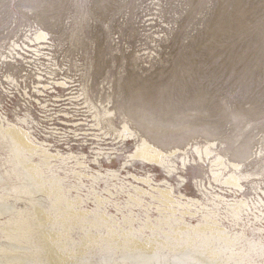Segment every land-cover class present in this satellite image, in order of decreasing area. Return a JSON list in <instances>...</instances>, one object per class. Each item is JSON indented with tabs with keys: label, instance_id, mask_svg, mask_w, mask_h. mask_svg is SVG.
<instances>
[{
	"label": "rangeland",
	"instance_id": "1",
	"mask_svg": "<svg viewBox=\"0 0 264 264\" xmlns=\"http://www.w3.org/2000/svg\"><path fill=\"white\" fill-rule=\"evenodd\" d=\"M35 30L48 34V43H41L48 48L40 49L39 56L25 49ZM14 42L19 50L12 49ZM22 45L30 56L22 54ZM16 53L33 60H18ZM40 73L43 83L51 81L50 76L75 83L76 94H85L99 106L108 104L115 119L128 109L134 117L146 120L148 131L155 132V141L166 150L214 142L215 153L239 163V171L246 177L236 197L248 204L241 221L230 218L225 202L216 201L218 206H213L214 194L223 193L233 200L235 193L216 184L208 166H188L181 173L185 179L182 188L187 195L198 194L214 210L227 235L244 234V244L232 247V253L240 255L230 258L231 264L236 259L238 264H264V254L260 256L257 250L264 244V215L260 216L264 212V0H0V118L15 121L17 116L25 117L36 137L56 144L62 106H53V97L68 92L59 88L53 93L54 89L42 91ZM66 105L75 110L72 104ZM73 151L82 150L75 146ZM9 152L0 139V194L24 196V180ZM90 152L85 153L93 156ZM57 173L65 178L63 187L80 182L69 171ZM200 179L205 187L202 191L196 182ZM82 180L83 186L78 191L71 189L70 198L82 199L89 218L104 222L96 213L112 218L109 228L129 225L123 216L130 215L131 209L135 230L145 222L156 223L161 216L155 204L131 208L122 181L112 180L111 185L118 187L113 189L103 180ZM172 183L178 190V177ZM96 195L101 198L99 203ZM52 216L58 219L54 210ZM187 222L196 225L198 218ZM255 227H261L262 233L257 234ZM166 228L163 230L168 231ZM87 230L97 235L89 224L83 229L73 224L68 232L79 242ZM143 233L151 236L149 230ZM158 234L160 241L174 236ZM107 239H97L95 252L87 250L85 256L96 260L99 255H111L112 250L104 249ZM247 240L256 249L246 251ZM218 244L216 241L211 248ZM69 246L74 245L70 242ZM162 250L170 256L176 253L168 247ZM227 255L231 253L222 257L228 259Z\"/></svg>",
	"mask_w": 264,
	"mask_h": 264
},
{
	"label": "bare ground",
	"instance_id": "2",
	"mask_svg": "<svg viewBox=\"0 0 264 264\" xmlns=\"http://www.w3.org/2000/svg\"><path fill=\"white\" fill-rule=\"evenodd\" d=\"M47 35L37 30L32 39L28 38L30 44L25 45V49L39 56L42 51L40 49L48 48L41 45L48 43ZM12 46L13 50L20 49L15 42ZM25 53L23 51L22 54ZM16 58L28 60L20 53H16ZM41 75L37 78L38 87L42 91L54 89L53 93L59 88L68 92L63 95L57 93L53 97L56 102L53 106H62L57 115L62 125L58 128L60 136H57L56 144H52L46 139L40 140L30 131L27 118L17 116L15 121H2L0 118V139L10 151L14 168L21 180H24L22 183L25 188L24 196L15 194L6 197L0 194V264H231L230 258L240 255L232 253L235 248L232 247L244 244V234L234 237L227 235L214 210L207 203L201 202L197 198L198 194L184 193L187 189L182 188L185 179L181 175L192 164L208 166L213 181L235 193L233 200L223 196V193L214 194L213 206H218L216 201L225 202L230 218L237 222L248 209L246 200L236 197L237 193L242 192L244 186L241 180L246 177L239 171V163L215 153L214 142L204 146L189 144L184 148L166 150L160 146L161 142L155 141V132L148 131L146 120L134 117L128 109L122 117L115 119L113 110L107 108L108 104L99 106L85 94H76L75 83L51 76L47 77L51 81L43 83ZM38 93L42 94L40 90ZM66 104H72L75 110L71 111L72 107ZM75 146L82 151L74 153ZM87 149L91 150L93 156L86 155ZM69 163L73 164L70 166ZM60 171L71 173L80 180L79 184L61 186L65 178L57 173ZM158 171L162 174L159 175ZM84 177L94 182L103 180L106 187H113L112 180L122 181L123 185H127L131 208L138 206L146 209L155 204L161 216L156 218V223L150 219L151 222L148 220L137 230L131 224L134 221L132 209L130 215L123 216L130 224L119 229L109 228L114 220L105 213L94 214L104 218V222L97 217L89 218L90 211L83 208L82 199L79 196L73 199L69 195L71 189L78 191L83 186ZM175 177H178V190H175L172 183ZM196 182L200 185V191L205 190L201 179ZM95 201L99 203L100 196L96 195ZM52 210L58 219L53 218ZM262 215L264 212L260 213ZM194 217L198 218L196 225L187 222V219ZM255 219L258 221L259 216L255 215ZM73 224L80 229L89 224L97 230V235L87 230L83 238L81 236L80 241L75 242L68 232L69 226ZM166 227L168 231H164ZM144 230H149L151 236L145 235ZM255 230L257 234L263 231L261 227H255ZM160 232L165 235L174 233V236L170 241L165 238L160 241ZM63 233L65 238L62 237ZM102 236L109 238L104 249L112 250L111 255H99L96 260L92 256H85L87 250L95 252L94 243ZM216 241L220 244L213 250L211 246ZM70 242L73 247L69 246ZM115 242L118 245H114ZM246 245L245 250L248 252L256 249L251 240H247ZM243 246L239 247L242 252ZM165 247L172 248L176 253L170 256L168 252H163ZM114 248L120 250V255H117ZM257 250L262 256L264 244H260ZM226 252L231 253L230 257L227 255L228 259L222 257ZM235 261L238 264L237 259Z\"/></svg>",
	"mask_w": 264,
	"mask_h": 264
}]
</instances>
